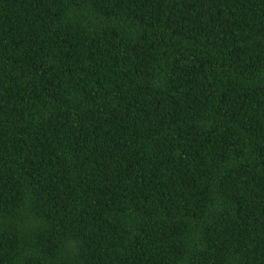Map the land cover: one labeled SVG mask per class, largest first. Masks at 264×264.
Masks as SVG:
<instances>
[{
  "label": "trees",
  "instance_id": "1",
  "mask_svg": "<svg viewBox=\"0 0 264 264\" xmlns=\"http://www.w3.org/2000/svg\"><path fill=\"white\" fill-rule=\"evenodd\" d=\"M0 264H264V0H0Z\"/></svg>",
  "mask_w": 264,
  "mask_h": 264
}]
</instances>
